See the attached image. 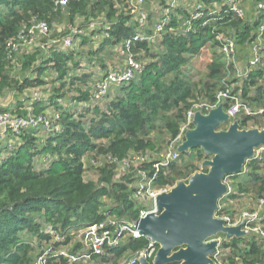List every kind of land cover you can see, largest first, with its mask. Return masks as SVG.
<instances>
[{
  "label": "trees",
  "instance_id": "1",
  "mask_svg": "<svg viewBox=\"0 0 264 264\" xmlns=\"http://www.w3.org/2000/svg\"><path fill=\"white\" fill-rule=\"evenodd\" d=\"M56 1L0 0V94L9 89L18 96L12 111L14 115L27 117L30 113L32 116L49 113L53 126L60 127L57 130L51 127L48 135L43 136V141L35 137L34 131L38 128L23 129L18 134L5 133L9 135L13 147L9 151V144L0 146V264H31L32 255L37 250L33 239L42 246L43 242H49L53 237L51 232L67 235L70 229L101 222L109 215H115L119 220L126 219L131 213L137 217L139 210H131L135 208L131 198L135 175H127L130 177L125 182H111L112 170L105 169L103 179L111 185L110 188L95 187L92 181L84 179V158L90 153H99L109 155L116 161L127 157L130 152L140 154L147 149H154L152 139L146 135L156 129L154 122L158 119L164 121L165 131L176 137L196 96L192 83L181 70L188 58L198 54L209 42L213 46H220L217 36L228 26L236 29L232 36L236 43L253 41L261 18L256 17L254 22L249 23L232 11L220 12L215 20H209L205 25L203 21L208 17L193 20L192 30L185 33L179 22L185 10H175L168 30L156 39L158 43L146 39L133 42L131 52L136 60L148 59L136 72L137 77L116 85L117 93L105 102L104 109L96 104L89 107L91 101L96 102L91 89L81 91L74 102L87 104L83 105L84 109L76 117L68 110H53V105L47 103L46 99H38V102L32 94L36 87L47 83L44 77L48 76L49 69L54 71L57 79H64L72 70L79 68L85 57L74 47L77 40L71 49H64L61 44H50L44 49V55H41V42L37 40L34 50L20 56L9 52L8 42L16 41L21 30L34 21H46L50 28L61 15H66L70 24H73L74 19L83 17L85 20L101 22L87 29L89 31L86 33L77 35L80 39L77 46L83 47L93 35H100L98 46L90 50L89 58L85 59L92 62L95 61L93 56L109 51L112 53L110 48L115 50L140 30L133 16L121 7V0H75L65 7L56 6ZM211 1L203 0L206 4ZM165 2L161 0L160 5H165ZM105 25H108L107 29ZM79 27L84 28L83 24ZM104 44L108 47H104ZM260 49L263 66L249 71L241 88L243 102L259 109L264 106V86L259 83L261 79L264 82V45ZM118 60L122 61L119 65L124 63L123 57ZM19 63L21 71L13 76L11 68L14 69ZM102 67L105 69L104 75L114 68L111 65L107 69L104 64ZM229 69L232 70L233 65ZM210 70L209 77L215 79L223 75L225 68L222 63L215 62L210 65ZM70 78V84L81 82L87 85L90 76L72 75ZM225 87L228 85L208 81L204 85L203 97L208 104H214L217 90ZM251 90L252 95L249 94ZM28 91L30 95L25 97ZM90 110L96 117H91L87 123L83 118ZM262 117L264 112L246 114L241 119L240 127H246L249 122L258 123ZM102 140L107 144L99 142ZM6 151L5 157H1ZM199 151L200 148L197 152L203 154ZM39 158L45 160L46 168L36 169L35 162ZM246 166L249 171L245 177H241L240 173L229 175L228 178L240 185L239 190L242 192L248 191V186L255 187L257 184L255 189L260 194L264 188V159L249 160ZM197 170V165L192 162L181 166L173 163L168 170L158 173L156 186H172L183 177L188 181ZM243 183L247 186H243ZM104 197L111 201L108 208L103 204ZM235 197V193L230 194V198ZM70 238L71 234H68L64 242ZM146 243L145 236L131 239L125 245L113 249L110 260L118 259L127 250L136 252ZM222 245L230 248L231 252L224 258L230 259L231 263L239 259L242 264H264V239L232 236ZM67 263V259L61 256L53 261V264Z\"/></svg>",
  "mask_w": 264,
  "mask_h": 264
},
{
  "label": "built area",
  "instance_id": "2",
  "mask_svg": "<svg viewBox=\"0 0 264 264\" xmlns=\"http://www.w3.org/2000/svg\"><path fill=\"white\" fill-rule=\"evenodd\" d=\"M75 0H57L56 6L65 7L69 2ZM165 5H160L159 8L153 10L152 5H148L147 0H121V7H123L131 16H133L137 28L140 30L139 33L119 46L116 47V53L119 57H123L124 63L122 65L114 66L102 77V79L96 83L92 89V96L94 100H103L110 92L113 85H120L134 78L135 73L141 68L140 62H138L131 52V46L133 42L139 39H146L154 42L158 36L165 33L169 28L171 22V16H173L175 10L186 9L188 7V17H179L180 28L185 32L192 30V21L208 17L203 21L205 25L209 20H215L216 16L220 12L232 11L236 16L243 17V9L237 5L236 0H230L228 5L223 4L220 10H210L207 13L206 3L203 0L195 1L192 6L189 4V0H185L181 4L178 0H165ZM186 2H189L186 4ZM257 18L261 16L258 29L256 30V36L254 39L255 46L250 51L249 64L251 69L253 65L260 63V48L262 44L261 40L264 35V0H255ZM227 6V8H224ZM154 13V14H152ZM213 16V18H212ZM210 17V18H209ZM152 18V27H149V21ZM101 23V22H100ZM95 21H90V28L99 25ZM105 29L108 25H105ZM68 33L61 39L60 44L63 48H72L80 33H84L83 28L79 25L69 26ZM151 31V32H149ZM51 27H48L46 21H34L30 25H26L20 32L16 41H9L8 46L10 47L9 52L14 53L15 56H20L25 52L31 51L40 37L48 38L50 36ZM217 39L221 42L220 50L229 55L236 49V41L234 37L223 38L221 33L218 34ZM260 44V46H259ZM48 44L43 45L45 49ZM9 57L10 54H9ZM12 58V57H11ZM13 59V58H12ZM14 61V59H13ZM253 66V67H252ZM36 99V96H35ZM223 103L224 111L230 119H236L241 113L244 114H256L264 112V109L253 110L250 106L245 104L239 96L232 92L228 87L221 89L216 95V102L214 104L198 103L194 104L191 109L187 111L186 120L181 125L179 134L174 138V146H169L167 150L160 154H154L150 161L145 162L144 157H138L140 163L139 166L135 167L136 176L135 184L131 185V198L134 202L147 203L146 207H138L139 214L137 217L130 218V222L125 223L123 219H118L116 216L109 219H105L101 222H95L88 225L82 236V240L79 245L75 246L73 253H66L60 249H56L55 244L51 242H43L42 247L37 252L35 259L31 264H53L61 257L67 259V264H78L79 262H87L88 264H110L112 262L111 256L114 254L113 249L116 247L125 245L129 240L141 237L137 226L139 219L146 215V213L155 211L156 209V198L160 193L168 192V186L162 187L156 186L158 179V173L161 170H168L171 164L176 163L180 157V152L177 150L178 143H182L185 136V132L190 129L193 124V119L196 111L207 113L210 109L215 108L218 104ZM58 116V115H56ZM51 120L45 115L32 116L29 114L27 117H18L14 115L11 110H3L0 113V133H12L18 134L23 129L33 128L37 129L40 127L51 129ZM262 161L264 159V145L254 149L253 156L249 160ZM247 160L243 166L242 172L246 171ZM128 160H125V163ZM127 164V163H126ZM133 168V167H131ZM134 169V168H133ZM241 172V173H242ZM165 173V172H164ZM227 191L221 199L234 193L231 184L228 182V177L224 180ZM137 200V201H136ZM220 203V202H219ZM218 203V209L215 214L217 218L224 219L227 226H236L241 223V219H233L230 215L224 214L221 204ZM264 206V199L260 200L259 207ZM220 211V212H219ZM245 219V223L242 226V230L247 232L248 236L256 237L257 239H264V217L256 212L248 213L245 211L241 214ZM240 216V217H241ZM125 237L127 239H125ZM217 240L216 252L211 256L212 264H242L240 262H224V257L220 251L222 245L220 237L215 238ZM158 245L151 240H147L146 245L134 252L135 255L130 259L127 264H139L140 258H145L147 261L152 262Z\"/></svg>",
  "mask_w": 264,
  "mask_h": 264
},
{
  "label": "rangeland",
  "instance_id": "3",
  "mask_svg": "<svg viewBox=\"0 0 264 264\" xmlns=\"http://www.w3.org/2000/svg\"><path fill=\"white\" fill-rule=\"evenodd\" d=\"M184 1L185 0H178V3L181 4ZM189 1L190 3L186 2V4L189 3L192 6V4L195 1H199V0H189ZM160 2L161 0H148L147 1L148 5H152V7H154L153 10L159 8ZM229 2L230 0H212L210 4L206 5V8H208L207 13H209L208 11L213 10V9L220 10L223 4L228 5ZM236 2H237V5L240 6L244 11L243 20L249 23L254 22L256 20V17L258 16L257 11H256L257 5H256L255 0H236ZM185 8L188 10V7H185ZM186 9H185L184 14L182 15H184L185 17H188L189 14ZM89 22H90L89 19L85 20V18L81 17V18L74 19L72 22L73 24H70L68 23L66 15H61L58 18V21L53 23V25L51 26V32L49 36L51 37V39H49V37L48 38L39 37L37 39L38 41L41 42L40 47H41V50H43L41 55L46 54V52L44 51L43 45L51 44V45L59 46L58 44H60L62 37L69 32L68 31L69 26L72 27V26L83 24V27H84L83 30L86 33L87 31H89L87 29H92L88 27ZM97 23L99 22L97 21ZM149 27L150 28L152 27V18H150ZM223 30L224 31L221 32L222 39L231 38L234 35L236 29L234 27L228 26ZM53 36H55V38ZM99 37L100 35L99 34L97 35L96 33L89 39L88 43L84 45V47L77 46L79 45L78 42H80V39H78L77 40L78 44L76 43L74 47H77L76 51L83 54L85 57L81 60V65L79 66V68H77L74 71L72 70L67 75V77H64V79H57V75L54 73V71L52 69H49L48 76L44 77L47 83L44 86L36 87V89L34 90V94H32V97L34 96L35 98L36 96V99H37L36 101L38 102H39L38 99H44V100L46 99L47 103H50L53 105L52 109L57 110V112L62 111V110H68L71 113H73L74 116L79 117V113L84 109L83 105H86L87 103L78 104L77 102H74V98H77L80 95L81 91L90 90V89L92 90L94 85H96V83H98L102 79L105 73V69L102 67V64L106 65L108 69L111 65L117 66L120 64V62L122 63V61L118 60L119 58H118V55L116 54V48L115 50L113 48H110L112 53H110L109 51L107 54L103 53V54H97L96 56H93V59L95 60V61H92L93 63L90 62L89 60L87 61L85 60V59H88L90 56L89 51L92 50L94 47L98 46V41L99 39H101ZM156 42L158 43V41L155 40L154 43ZM260 44L264 45V37L262 38ZM254 46H255L254 40L247 41L245 43L237 42L235 51L227 55V54H224L220 50V46H213L212 43L209 42L201 48L198 54L194 56H190L188 58L187 64L183 66L181 70L183 71L185 75H187V79H189L190 83H192V86L195 90L196 96H195V100L193 103L194 104L208 103L207 99L203 97L204 94H202L205 91L204 85L208 81L210 82L216 81L220 85L221 84L225 86L228 85V88H230L232 92L234 91L235 94L243 100L242 95H241V88H242L244 80L246 79V76L248 75V72L256 67L263 66V62H262L263 54H261L262 56V59L260 60L261 62L258 65H253L254 68L252 69L250 67V64H249L250 51ZM104 47H108V45L104 44ZM54 49H58V48L55 47ZM147 61L148 59H144V58L140 59L139 61L141 64L140 68H142L143 64L146 63ZM215 62L222 63V65L225 68V71L223 72V75L221 77H216L215 79H213L209 77V73L211 71L210 65ZM230 65H233L232 70L229 69ZM20 67H21V63L15 66L14 69L11 68V70L13 71L12 72L13 76H16V73L19 70L21 71ZM84 74L90 76L89 80H87L88 81L87 85L82 84L81 82L74 83L75 85L70 84V79H71L70 77H72V75L81 77ZM136 77H137V73L135 75V78ZM63 81H66L65 85L61 86V83ZM262 81H263L262 79L259 80V83H263V86H264V82ZM220 90L218 89L216 93L218 94ZM29 91L26 95H24L25 97H29L30 92L32 93V91L30 92ZM116 93H117V86L113 85L110 92L103 100H98L96 102L91 101L89 104V107L96 104L99 106L100 109H104L105 102L108 101L109 98L116 95ZM252 93H253V90H251L249 94L252 95ZM17 99H18V96L15 94V92L9 89L1 93L0 94V113L6 109L11 110L12 112L17 104V101H18ZM251 107L253 108L254 111L259 109L255 105H251ZM261 109H264V106ZM223 110H224V105H223ZM201 113H204V112H201ZM46 115L47 117L48 116L50 117L49 113H46L45 116ZM244 115L245 114L243 112L236 119H230L227 122L222 123L218 129L227 130L230 124L233 123L234 121H238L240 125L241 119L243 118ZM91 117H96V116L90 110L86 118H83V119L87 121L88 123ZM154 123H155L156 129L149 132L148 135H146V137H149L150 139H152V142L155 145L154 149H147L145 152H142L140 154L130 152L127 157L123 158L122 160H116V161H113L112 158L109 157V155L107 156L105 154H99V153L91 154L90 153L84 158V161H85L84 179L87 181L89 180L92 181L95 184V187L106 186L110 188L111 185L103 179L105 176L104 175L105 169L112 170L111 182H118V183L125 182L127 181V178L131 176L130 175L131 173H133L136 176V171H133L135 170V168L132 169L131 167H136L140 165L141 162H139L138 157H144L145 162H148L150 161V159L153 157L154 154L163 153L167 150L169 146H174L176 144V143H173V140L175 137L170 136V134L165 131L163 127L164 121L161 119H158ZM51 125L53 127L52 129L57 130L60 128L58 126H53L52 123ZM250 128H257L259 130H264V117L259 119L258 123L249 122L246 125V127H243L242 129H250ZM48 131L49 129L40 127L36 131H34V134H35V137H38L41 141H43L44 137L48 135ZM183 141H184V138H183ZM99 142L103 144H107L105 140H102ZM11 143L12 142L8 134L0 133V146L9 144V151H11L13 147ZM180 144L178 143L177 148ZM197 149L198 148H192L188 152L180 153V157L177 160L176 164L181 166L184 163L192 162L197 165L198 167L197 172H204L205 170L207 171V167L204 165V161L211 159V155L205 153L201 148H200L201 151L199 152H203V154L202 153L200 154L197 152ZM7 153H8L7 151L3 152L1 157H5ZM125 160H128V162H126L127 164L125 163ZM35 167L38 170L46 168L45 160L42 158L37 159V161L35 162ZM248 171H249V168H246V171L242 172L240 176L245 177ZM127 175H130V176H127ZM239 179L240 178H238V181ZM180 181H183L185 183L188 182L186 178L183 177L179 179L174 185L168 186L169 191L172 189V187L176 186V184ZM228 182L231 184L232 190L236 194V197L233 199V198H230V195H229L219 201L220 202L219 204L223 205L221 209H223L222 211H224L223 212L224 214L230 215L231 217H233V219H241L242 221H244V223L246 221L245 219H248V218L242 217L241 214L245 211H248V213L256 212L258 215L260 214L261 216L264 217V206L261 208L259 207L260 200L264 199V188H263V191L259 194L257 193L258 190L255 189V187L257 186L256 184L255 187L248 186L247 189L249 190L242 192L239 190L240 185L238 186L237 183L233 181L231 178H228ZM244 185L245 184L243 183V186ZM246 186L247 185H245V187ZM102 201H103V204L107 205V208H108V206L111 203L110 199L108 197H104ZM134 203H135V208H132L131 209L132 211H135V209H138V207L148 206V202L147 203L134 202ZM114 216L115 215H109L107 219L114 217ZM132 217L133 215L131 213L129 217L123 220L125 223H128L130 222V218ZM262 223H264V221ZM86 227L87 226L79 227L78 229H70L68 234H71V238L68 242H64V239L68 234L61 235L60 233L56 234L54 232H51L53 237L51 238L49 242L53 244L58 242L57 244H55L56 249H60L62 251H65L66 253H73L75 246L80 244ZM248 234L243 235V236L247 238H251L252 236L249 237ZM217 237H220L221 243L226 242V241L228 242L230 240V238H227L226 235L223 233H218L216 236L210 238V240H213ZM125 239L127 238L125 237ZM33 244L35 246V249H37L32 255L33 260H34L37 252L42 246L41 244L37 242L35 238L33 239ZM220 251L225 256H228V254L231 252L230 248H225L223 247V245H221ZM134 255H135L134 252H132L131 250H127L118 259L112 260L110 264H127V262L130 259H132ZM223 261L229 262L230 259L224 258ZM236 261L240 262L239 259ZM78 264H88V263L79 262Z\"/></svg>",
  "mask_w": 264,
  "mask_h": 264
},
{
  "label": "water",
  "instance_id": "4",
  "mask_svg": "<svg viewBox=\"0 0 264 264\" xmlns=\"http://www.w3.org/2000/svg\"><path fill=\"white\" fill-rule=\"evenodd\" d=\"M228 120L222 103L206 114L195 112L193 127L185 132L177 150L201 148L211 155L204 161L207 171L195 172L187 183L180 181L170 191L160 193L155 211L139 219L140 235L158 245L152 263L140 258L139 264H212L217 240L210 238L218 233L227 238L247 235L242 230L244 221L227 226L215 214L227 191L225 178L240 174L254 149L264 145V130L242 129L238 121L227 130H219Z\"/></svg>",
  "mask_w": 264,
  "mask_h": 264
}]
</instances>
